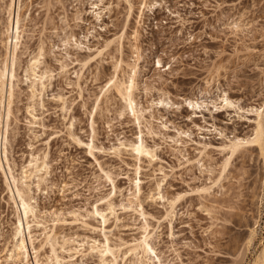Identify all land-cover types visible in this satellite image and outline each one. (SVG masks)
Segmentation results:
<instances>
[{
  "label": "rangeland",
  "instance_id": "1",
  "mask_svg": "<svg viewBox=\"0 0 264 264\" xmlns=\"http://www.w3.org/2000/svg\"><path fill=\"white\" fill-rule=\"evenodd\" d=\"M8 1L0 0V62ZM131 1L128 21L124 0L19 1L23 32L6 157L15 175L32 157L44 159L48 167L39 173L41 179L28 181L38 215V225L32 223L34 247L43 264H50L49 248L38 245L43 224L57 234L55 253L63 264H98L94 252L72 261L60 247L62 239L101 242L105 233L120 250L116 264H128L127 251L145 222L129 204L137 178L162 264H248L264 236V169L257 150H240L217 178L224 146L250 134L248 110L264 99V0H146L151 8L141 18V0ZM106 41L113 43L98 53ZM39 49V71L50 77L32 97L25 71ZM120 59L122 80L135 71L140 127L114 91L102 93ZM189 100L200 107L191 109ZM140 128L154 156L139 161L127 145L138 139ZM91 139L94 147L84 145ZM106 196L113 197L114 216L108 215L102 230L91 213L96 206L105 208ZM176 196L180 199L172 207L169 201ZM13 214L0 170V264H11L4 250ZM254 227L253 244L244 253Z\"/></svg>",
  "mask_w": 264,
  "mask_h": 264
},
{
  "label": "bare ground",
  "instance_id": "2",
  "mask_svg": "<svg viewBox=\"0 0 264 264\" xmlns=\"http://www.w3.org/2000/svg\"><path fill=\"white\" fill-rule=\"evenodd\" d=\"M20 0H9L5 5V11L7 13V21L6 24L1 31V44L4 47V54L2 55L3 62H0L2 67L0 68V122L4 117L5 122L2 127H0V170L3 175L4 185L6 188V193L8 197V204L13 207L14 210V221L11 227V234L9 240V246L5 248V258L6 262L11 261V264H43L44 261L41 255L38 254L37 249L34 247V237L32 235V223L38 225L36 207L32 203V197L30 196V184L29 180L32 177H37L41 179L39 173L44 172L47 173V164L45 160H41L37 157H32L28 162L26 168L23 167L20 169L17 175H15L14 169L9 164V160L6 157V143H7V126L10 116V101L13 95V86H14V78L16 72V57L17 51L21 44V11H20ZM127 4V21L131 17L134 4L131 0H124ZM150 9L151 6L147 4L146 0H141L140 5L138 6L139 10V18H141L144 9ZM96 15V14H95ZM126 21V22H127ZM127 24V23H126ZM129 24V23H128ZM112 41H106L104 45L98 50V53H102L103 51L108 50V48L112 45ZM42 49H39L36 56L31 60L28 68H26L25 73L27 72V79L29 80L28 88L30 90L31 96L34 97L36 94L44 89L45 80L49 79L50 75H46L45 71H39V65L41 64L42 57ZM159 63V62H158ZM85 64V63H84ZM122 67V61L117 60L116 66L114 67L113 75L109 78H106V83H104V96L107 92L114 91L119 98L124 102L125 108L129 110V113L136 121L138 127H140L142 118L141 111L137 109L136 102L134 100V90H135V71L128 75L126 80H122L118 75V69ZM134 68V66H133ZM122 70V69H121ZM120 70V71H121ZM105 82V81H104ZM101 91V90H100ZM102 95V94H101ZM102 96V97H104ZM107 96V95H106ZM105 96V97H106ZM222 102L225 106H230L231 102L225 95H222ZM97 98V97H96ZM98 100V99H97ZM186 100V99H185ZM101 101V100H99ZM98 101V102H99ZM96 102V103H98ZM164 102V101H163ZM187 105L191 107V109L199 108L200 103L195 100L186 101ZM162 103V101H160ZM168 103V102H167ZM166 103V104H167ZM163 104V103H162ZM251 113V118H247V120L251 121V132L248 136L243 138H234L228 141V143L224 146V149L227 151L226 156L224 157L221 165L219 177L217 180L224 175V172L229 165V161L232 156L238 153L240 150L246 147H254L257 150L258 155L262 160V165L264 169V99L262 102L256 106L251 107L248 110ZM128 113V112H127ZM34 119V116H32ZM93 119V118H92ZM95 122V121H92ZM1 124V123H0ZM92 124V123H90ZM93 125V124H92ZM92 132V136L95 134L94 126H91L90 129ZM139 130L138 139L135 142L129 143L127 145L128 150L135 156L136 160L141 158H152L154 156L153 151L148 148L143 142V138L141 137V128ZM96 135V134H95ZM91 136V137H92ZM73 140L76 143H80L77 136H73L71 134ZM91 139V143H92ZM74 141V142H75ZM84 142V141H83ZM92 148L93 143L91 145L84 144ZM88 147V148H89ZM94 147V146H93ZM91 150V149H90ZM92 151V150H91ZM90 151V152H91ZM92 153V152H91ZM3 163L5 165H3ZM6 168H5V167ZM136 170V169H135ZM138 170V169H137ZM136 170V171H137ZM137 173V172H136ZM135 173V174H136ZM264 173V172H263ZM109 178L108 176H106ZM264 178V177H263ZM111 181V180H110ZM140 180L135 179L132 182V191L128 194L129 204L134 205V208L131 206L132 210L141 215L144 218V226L143 233L140 238L136 241L133 246L128 249L129 259L128 264H162L161 258L155 249V245L152 242L153 235L148 230V225L145 220V212H143L141 200H140ZM263 187H264V179H263ZM113 188V187H112ZM115 188V186H114ZM115 190V189H114ZM129 192V191H128ZM157 198L162 199L163 196L159 191V187H157ZM113 196V195H112ZM113 197L106 196L104 199L103 210H99L97 206L93 209L91 215L92 217L99 218L102 230L105 229V224L107 223L108 215L114 216V201L112 203ZM264 198V188L262 191V196L260 201L262 202ZM180 199V196H176L172 198L169 203L173 207L177 201ZM130 207V206H129ZM138 208V209H137ZM89 215V214H88ZM40 223V222H39ZM87 225V224H86ZM42 238L39 247L45 248L48 247L51 252V256L47 259L50 264H63L64 258H59L55 253V245L58 244V236L54 232L53 228H48L42 224ZM95 229V228H93ZM257 229L256 227L249 229V234L245 238V251L249 249V247L253 244L254 238L256 236ZM36 239V237H35ZM62 245L60 249L65 251L67 254V258L71 259L80 255L81 257L85 256L86 252L88 253H96L99 256L98 264H116L117 259L119 257V249H114L110 245V240L105 233H103V240L97 241L96 239H92L84 242H75L72 241L68 243L66 240L62 239ZM37 245V246H38ZM87 245V246H85ZM28 247L33 251L34 257L33 261H29V251ZM41 248V249H42ZM126 254V252L124 253ZM244 256V254H242ZM31 257V256H30ZM155 259V260H154ZM70 261V260H69ZM73 261V260H72ZM154 261H157L156 263ZM7 264V263H6ZM122 264H125L123 261ZM248 264H264V236L262 237L261 248L253 259Z\"/></svg>",
  "mask_w": 264,
  "mask_h": 264
}]
</instances>
